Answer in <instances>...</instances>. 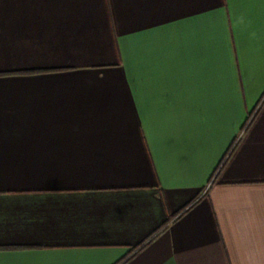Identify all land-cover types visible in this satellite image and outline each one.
Segmentation results:
<instances>
[{
	"label": "crops",
	"instance_id": "0c3cea01",
	"mask_svg": "<svg viewBox=\"0 0 264 264\" xmlns=\"http://www.w3.org/2000/svg\"><path fill=\"white\" fill-rule=\"evenodd\" d=\"M0 264H264V0H0Z\"/></svg>",
	"mask_w": 264,
	"mask_h": 264
}]
</instances>
